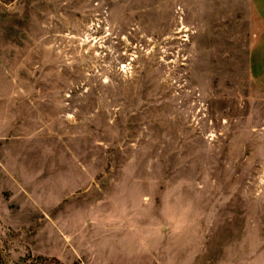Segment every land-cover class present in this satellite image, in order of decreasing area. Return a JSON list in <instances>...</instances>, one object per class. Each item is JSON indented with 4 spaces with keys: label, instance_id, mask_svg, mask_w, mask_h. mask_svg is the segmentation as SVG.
I'll list each match as a JSON object with an SVG mask.
<instances>
[{
    "label": "rangeland",
    "instance_id": "obj_1",
    "mask_svg": "<svg viewBox=\"0 0 264 264\" xmlns=\"http://www.w3.org/2000/svg\"><path fill=\"white\" fill-rule=\"evenodd\" d=\"M255 0H0V264H264Z\"/></svg>",
    "mask_w": 264,
    "mask_h": 264
},
{
    "label": "crops",
    "instance_id": "obj_2",
    "mask_svg": "<svg viewBox=\"0 0 264 264\" xmlns=\"http://www.w3.org/2000/svg\"><path fill=\"white\" fill-rule=\"evenodd\" d=\"M258 3V9L262 20L264 22V0H255ZM257 52L252 56L254 59V69L257 68V76L260 84L264 87V30L259 34L258 37Z\"/></svg>",
    "mask_w": 264,
    "mask_h": 264
}]
</instances>
